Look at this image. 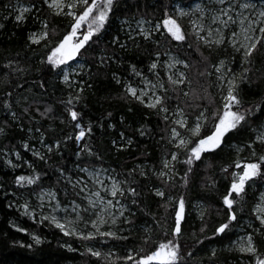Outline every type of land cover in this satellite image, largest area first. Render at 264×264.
<instances>
[{
  "label": "snow or ice",
  "instance_id": "6c2138e0",
  "mask_svg": "<svg viewBox=\"0 0 264 264\" xmlns=\"http://www.w3.org/2000/svg\"><path fill=\"white\" fill-rule=\"evenodd\" d=\"M37 3L46 6L51 11L52 16L67 17L70 21L67 30L61 35L56 28L50 27L47 19L41 20L39 15L32 16V19L38 22L40 27L38 31H31L27 36L28 46L41 45L43 42L47 49L44 57L40 60L43 70L60 77L63 84L69 87L75 84L79 89L74 97H70L67 101H61L71 121L74 122L73 129L78 130L74 134H69L66 141L74 139L77 143L78 149L75 155L78 160L82 154H86L89 158L94 157L96 160H101L103 157L90 143L84 142L80 146L81 142L85 141L86 134L89 136L92 134L93 126L89 123L85 129L81 122V113L73 108V101L79 102L81 99V93L84 91L82 85L85 82L70 81L73 72L70 70L69 62L77 61L78 57L84 56L91 45H99L110 24L111 16L115 14L118 0H30L27 5L18 0L17 4H6L4 7L11 9L9 15H14V21L19 26L29 18L34 10L39 13L40 8L37 7ZM188 7L191 8L192 13H199L198 18L191 21L194 30L192 34L197 40L203 41L204 46L210 50V54L213 47L222 48L225 52L231 48L232 52L239 56L241 71H235L228 66L226 60L220 59L211 64L212 72L200 73L201 76L215 75V86L220 93L219 106L216 105L215 98L207 88L203 89V94L183 91L180 86L190 85L191 81L185 72H173V70L177 68V65H183L184 68H189L190 65L175 57H169V61L165 65L168 70L167 81L161 79L155 83L145 78L135 64H131L126 71L130 70L131 75L141 78L143 88L124 83L121 77L113 72L112 79L117 85L123 83L126 97L154 112L163 121L168 132L167 143L175 151H169L166 154L170 159L162 158L159 168L155 166L148 168L138 164L128 170L124 179H118L110 174L102 179L101 174L108 173L107 169L94 168L90 171L89 167H79L78 171L86 174L95 185L94 190L90 189L87 182L80 177L74 180L72 175H65L63 168L57 169L60 177H63L66 185L71 188V192H69L66 187L65 197L71 195L73 198L68 200L64 206H61L59 201L53 206V212L63 211L64 217L58 218L54 214L41 215L40 223L47 221L51 226L58 229L64 237L75 238L84 242L106 245L108 240L129 241L132 239L130 233L136 231L131 226L134 224L133 218L137 216V212L144 215L149 214L142 207L143 201L140 200L146 187L142 181H150L154 178L159 184H152L147 190L153 197L158 198L159 207L164 209L162 219H157L153 215L155 229H159L163 233V239H153L152 233L155 229L144 228L145 234L142 237V245L129 248L123 255H118L111 248L104 252L91 244H85L84 251L80 253L82 256L95 258L98 261H103L104 264H118V262H122V264H188V260L194 257L195 253L192 250L185 252L186 245L182 243L187 216V198L184 194H180L178 197L172 194L177 188V177L180 182L179 186L187 189L189 180L194 174V168L198 166L197 162L203 163L207 157L223 152L226 147L230 151L236 152L237 155L248 150L251 153V158L244 163L237 159L233 165H225L220 169L228 181L225 194L221 198L225 219L215 227L213 236L226 235L235 224L240 222L241 216L238 215L237 207L243 212V206L246 203L250 188L264 187V153L258 154L257 152L258 147L264 149V90L252 91L253 81L250 76L260 48L264 46V8H261L253 16L251 13L245 14L248 10H252V12L256 10V5L251 0H206L202 4L196 3L194 7L190 4ZM167 8L168 5L165 6L161 22L155 24L154 31L161 33L163 30V34L171 37L173 41H185L186 34L181 24L169 14ZM176 12L180 17L191 14L182 7L176 8ZM7 18V16L4 17V19ZM206 20L209 21L207 27L204 23ZM122 23L127 24L128 21L125 20ZM145 23H150V21L143 19L137 21L138 35L145 41H149L153 38V30L145 28ZM3 27L4 25L0 24V28ZM204 32L207 33L206 36L202 35ZM53 37H57L55 43L52 42ZM128 38L135 39L131 33L128 34ZM111 44L118 45L124 50L127 49L126 44L120 43L119 35L113 37ZM159 56L160 54L157 53L156 60L148 66V70L154 75H158L156 70L158 69ZM201 56L203 60H208V57H203V53ZM232 59L235 62L236 55H233ZM111 60L112 57L101 56L98 67H103L105 63ZM78 64L80 68L84 67V63L78 62ZM64 66L69 67L65 68ZM23 71V69L16 67L12 61L0 65V73L3 74L0 83H8L10 74ZM74 74L81 75L80 72ZM40 80L43 81V77ZM244 85L248 86L247 92L251 95L261 97L259 102L245 106L242 95L246 91L242 87ZM20 86L19 84L15 85V87ZM88 86L91 87V85ZM38 87L42 90L46 89V83L39 82ZM13 91L14 88L12 91H8L5 94L6 97H11ZM181 92L185 98L182 101L185 105L183 108L180 107L179 93ZM169 93L176 94V106L174 108L172 107L174 97ZM204 101L206 103H201ZM0 103L3 104L4 109H8L10 112V116L6 120L12 122L20 120L21 117L18 116L17 112L12 111V105L8 99H2ZM189 107L194 110L200 109L195 114L194 120L191 119V114L185 110ZM52 110L51 106L45 107L40 115L47 117ZM131 110L129 108V111ZM22 112L27 115L29 108H23ZM111 116L112 113L109 112L107 118ZM63 122L61 120V123ZM7 126L6 123L5 127ZM5 127H0V135L5 133ZM100 127L103 128L104 125L101 123ZM108 127L112 128L114 125L109 124ZM36 131L39 132L40 129L37 128ZM136 131L142 137L146 134L143 125ZM234 136H244L245 139L235 143L230 142V137ZM161 139L164 137L162 136ZM120 140L122 141L120 144L113 141V147L118 152L126 151L133 145L132 138L126 137L123 132L120 134ZM40 143H45L43 133L40 136ZM60 145L61 142L57 140L55 142L56 148L59 149ZM22 147L25 151H31L34 158L47 162L46 154L33 149L29 143H23ZM45 147L47 153L53 152L52 146L45 144ZM15 156L18 161L22 159L19 152H15ZM22 162L34 170L31 161L23 160ZM6 163L12 168L19 166L11 160H7ZM177 164L184 166L182 174L177 168ZM233 167L240 169V171L231 170ZM137 177L140 179L138 180ZM39 179V175H19L15 178V184L20 187H24L25 184L34 185ZM107 180L111 181L110 184L106 182ZM206 186L215 187V181ZM45 196L52 200L57 199V193L53 191H42L38 198L43 201ZM124 201L129 203L126 204ZM255 201L251 209L255 222L248 225L252 231L233 241L234 247L230 246L228 251L240 253L246 258L247 264H264V247L259 246L256 239L257 237H264V191L255 197ZM9 206L11 207V205ZM39 206L43 207V203ZM20 207L23 209L22 215L29 218L35 215L34 212L30 211L28 203ZM193 207L197 209V215L202 224L199 231L203 234L207 228L204 223L207 212L203 205L196 204ZM169 208H171V212ZM85 214L94 218L86 220ZM80 223L85 224V230L77 227ZM121 224L130 227L126 229L120 227ZM88 225H90L91 230H87ZM16 230L24 231L22 228ZM125 232L129 234H123ZM193 237H196L195 233H193ZM31 239L36 245H40L42 242L35 234L31 236ZM196 242L198 244L204 243L200 239H197ZM27 247L30 248L32 245L29 244ZM61 247H67L69 252L77 251L67 242ZM216 256V249H212L209 259L214 262Z\"/></svg>",
  "mask_w": 264,
  "mask_h": 264
},
{
  "label": "trees",
  "instance_id": "16d2710c",
  "mask_svg": "<svg viewBox=\"0 0 264 264\" xmlns=\"http://www.w3.org/2000/svg\"><path fill=\"white\" fill-rule=\"evenodd\" d=\"M20 1L30 3V0ZM193 1L118 0L115 14L111 16L110 24L101 42L99 45H91L89 51L81 57L84 67L81 68V75L76 77L75 82L84 81L85 83L82 85L84 91L81 93L79 102L73 101V108L81 113V122L85 129L89 123L93 126L92 134L90 136L86 134L85 141H82L80 146L84 142L90 143L103 159L96 160L94 157L89 158L86 154H82L78 160L75 155L78 149L77 143L74 139L66 141L69 134H74L78 130L73 129L74 122L71 121L61 101H67L70 97H74L79 89L75 84L72 87L63 84L60 77L43 70L40 60L47 51L44 43L28 46L27 41L29 33L38 30L40 27L39 23L32 19V16L39 15L41 20L47 19L50 27L56 28L61 35L67 30L70 21L67 17L52 16L51 11L46 6L37 3V7L40 8L39 13L34 10L29 18L18 26L14 21V15H9L11 9L4 7L6 4L15 5L18 0H0V24L4 25L3 28H0V65L12 61L16 67L24 70L10 74L8 83H0V100L8 99L12 105V111L17 112L18 116L21 117L17 122L6 120L10 116V112L8 109H4L3 104L0 103V127H5V124H8L5 127V133L0 135V264H104L103 261H98L95 258L82 256L80 253L84 251V245L91 244L104 252L111 248L118 255H123L129 248L142 245V237L145 234L144 228L155 229L153 215L157 219H162L164 209L159 207L158 198L153 197L147 190L152 184H159L154 178L150 181H142L146 187L140 200L143 201L142 207L149 214L144 215L137 212V216L133 218L134 224L131 226L136 231L130 233L132 239L129 241L108 240L105 245L64 237L58 229L51 226L47 221L40 223V218L36 215L32 218L22 215L23 209L20 206L26 201L31 202L33 195L39 193L43 188L53 189L62 202L72 199L71 195L65 197L66 187L69 192H71V188L66 185L64 178L60 177L57 169L63 168L65 175H72L73 179H76L77 177L86 178L84 173L78 171L79 167L97 166L111 170L118 179H124L128 170L138 164L148 168L153 166L159 168L162 158H170L166 154L169 151H175L167 143L168 132L163 121L154 112L126 97L123 83L117 85L112 79L113 72H116L124 83L137 85L142 79L131 75L130 70L126 71L131 64H135L145 78L153 79L158 76L167 81L160 62H158V69L156 70L158 75L150 72L148 66L156 60L157 53L160 54L159 60H161L164 58V53L170 50L190 65L189 68L183 67L191 81L190 85L180 86L183 91L203 94V89L207 88L215 98L216 105H220L219 93L212 76H201L200 73L212 72L211 64L215 63L221 53L229 67L237 72L241 71L239 56L234 54L230 48L225 52L222 48L213 47L210 54V50L204 46L203 42L197 40L192 34L194 30L191 25H187L184 21H178L186 34V40L182 42L173 41L171 37H167L163 33L154 34L149 41H145L136 34L133 35L135 39L132 40L128 38V30L125 29L126 24L122 23L123 20L131 21L138 18L161 22L166 5H168L169 14L172 15L174 4H189ZM5 16L8 18L4 19ZM117 35H119L120 43L127 45L126 50L111 44V40ZM56 39L57 37H53L52 42L55 43ZM201 53H203V57H208L207 61L202 59ZM233 55H236L235 62L232 59ZM101 56L112 57V60L105 63L103 67H98ZM252 68L250 73L253 81L252 91L264 90V46L260 48ZM258 69L259 71H257ZM2 75L0 73V79H2ZM41 77H43V81L40 80ZM39 82L46 83V89H40L38 87ZM16 84L21 86L15 87ZM242 87L246 90L242 94L246 107L259 102L261 97L253 96L247 92V85ZM13 88V95L6 97L5 94L12 91ZM29 89L31 90L29 91ZM169 94L174 97L172 104L174 108L176 106V94ZM179 96L180 107L183 108L185 105L182 101L185 98L182 92L179 93ZM18 101L19 103H17ZM201 103H206V101ZM48 106L52 107V112L47 117H42L40 113ZM25 107L29 108L27 115L22 112ZM129 108L132 110L129 111ZM185 110L191 114V119L194 120L195 114L200 109L194 110L189 107ZM109 112L112 113V116L107 118ZM61 120L64 122L61 123ZM101 123L104 125L103 128L100 127ZM109 124L114 125V127L109 128ZM141 125L146 129V134L143 137L136 131ZM37 128L40 129L39 132L36 131ZM122 132L126 137L132 138L133 145L126 151L118 152L113 147V141L117 144L122 143L120 140ZM41 133L44 136V144L40 143ZM162 136L164 139H161ZM244 139V136H234L230 137V142L235 143ZM57 140L61 142L59 149L55 146ZM25 142L29 143L33 149L46 154L47 162L34 158L31 151H25L22 147ZM45 144L53 147L52 153H47ZM15 152L21 154L22 159L20 161L16 159ZM257 152L262 154L264 149L258 147ZM250 158L251 153L248 150L237 155L236 152L230 151L226 147L223 152L207 157L203 163L197 162L198 166L194 168V174L189 180L187 189L179 186L180 182L177 177V188L172 194L176 197L184 194L187 198V216L182 243L186 245L185 252L192 250L195 253L194 257L188 260V264H247L245 257L238 252L228 251V248L240 233L252 231L248 227L250 223L255 222L251 214L252 205L256 202L255 197L259 196L264 187L248 190L243 212L237 207L241 220L226 235L214 237L213 231L225 219L221 198L225 194L228 181L220 169L225 165H233L237 159L244 163ZM7 160H11L19 166L12 168L6 163ZM23 160L31 161L34 170L23 163ZM177 168L182 174L184 166L177 164ZM231 170L240 171L234 167ZM19 175H39L40 179L34 185L25 184L24 187H20L15 184V178ZM137 179L140 178L137 177ZM212 181H215V187L206 186L211 185ZM124 202L129 203L128 201ZM196 204L203 205L207 212L204 217L207 228L203 234L199 231L202 224L198 218L197 209L193 207ZM169 211L171 212V208ZM123 227L127 229L130 226L124 225ZM17 228H22L24 231H17ZM193 233L196 234L195 238ZM33 234L41 239L40 245H36L32 241L31 236ZM152 235L153 239H163V233L159 229H155ZM197 239L203 240L204 243L198 244ZM256 239L257 244L264 247V237H257ZM65 242L71 244L77 251L69 252L67 247H61ZM29 244L32 247H27ZM212 249H216L217 252L214 262L209 259ZM118 264H122V262H118Z\"/></svg>",
  "mask_w": 264,
  "mask_h": 264
},
{
  "label": "rangeland",
  "instance_id": "374dc122",
  "mask_svg": "<svg viewBox=\"0 0 264 264\" xmlns=\"http://www.w3.org/2000/svg\"><path fill=\"white\" fill-rule=\"evenodd\" d=\"M204 2H206V0H194L193 2H191L189 4L176 3V4H174L173 10H172L171 13H172V15L178 21H184L187 25H191V28L193 29L191 21L194 20V19H197L198 16H199V13H192V10H191V8L188 7V5L191 4L194 7L196 3H201L202 4ZM251 2L256 5V10H255V12H252V10H248L245 14L247 15V14H250L251 13L253 16H255L259 12V10L261 8H264V0H260V1L251 0ZM20 3L26 4V5L28 4V3L21 2V1H20ZM178 7L184 8L185 11H189L191 14L188 15V16H185V17H180L177 14V12H176V8H178ZM141 19H143V18L133 19L131 21H128L127 20L128 23L126 24V28L125 29L128 30L127 31L128 34L131 33L132 36L138 34L139 29L137 27V21H139ZM143 20L144 21H150V23H145L144 24V27L147 28V29L153 30V35L156 34V32L154 31V26H155L156 23H159V22L158 21L153 22L151 20H145V19H143ZM123 21H125V20H123ZM204 23H205V26L207 27V24L209 23V21L206 20ZM38 30H35V31H38ZM161 33H163V30L161 31ZM202 35H205L206 36L207 33L204 32V33H202ZM230 50H232V49L230 48ZM169 57H175V58H178V59L182 60L180 57H178L175 53L171 52L170 50H168V51H166L164 53V58L161 59V60H159V62L162 64V68H163V71H164L166 77H167L168 70L166 69L165 65L169 61ZM220 59H224L225 60V57H224V55L222 53H221V55H219L217 57V60L215 61V63L218 62V60H220ZM78 62L83 63V60L81 59V57H78V60L77 61H71V62H69V64H70V70L73 72V75L70 76V81H74L75 82L76 79H77L76 78L77 75H75L74 73L75 72H80V70H81V68L79 67ZM64 67L65 68H68L69 66H64ZM175 71H182V72H184L183 65H177V68L174 69L173 72H175ZM147 79H149V78H147ZM212 79H213L214 84L216 85L215 75H212ZM149 80H151L153 83H155L157 80H161V79L158 76H156L155 78L149 79ZM131 85L133 87H137V88H143V86H144L142 80L137 85L136 84H131ZM217 92L219 93V90L218 89H217ZM219 97H220V93H219ZM94 168L95 169H107V168H102V167H97V166H95V167H89L90 171L93 170ZM107 170H108V173L101 174V178L102 179H104L109 174L111 176H115L114 173L111 172V170H109V169H107ZM81 179L87 182L88 187L90 189H93V190L95 189V185L92 183L91 180L88 179L87 175H86V178H81ZM106 182L110 184L111 181L110 180H107ZM42 191L43 192H48V191L55 192L51 188H43L39 193H36L35 195H33V200L31 202H27V201L25 202V203H28L30 205V211L34 212L35 215L37 217H39V218H40L41 215H52V214L56 215L58 218L64 217L65 216V213L63 211L53 212V206L57 203V201L60 202L61 206L66 205L68 201L67 202H62L58 198V196H57V199L56 200H52L50 197L45 196L44 199H43V201H41L38 197L42 194ZM78 202H80V201L78 200ZM41 203H43V207H40L39 206ZM92 218H94V217H88L87 214H85V219L86 220H90ZM123 226H124L123 224L120 225V227H123ZM77 227L79 229H81V230H85V227L86 226H85L84 223H80V224L77 225ZM87 230H91L90 225H88ZM246 234L247 233H240L235 238V240H233V241L238 240L239 237H242V236H244ZM231 246L234 247L233 243L231 244Z\"/></svg>",
  "mask_w": 264,
  "mask_h": 264
}]
</instances>
